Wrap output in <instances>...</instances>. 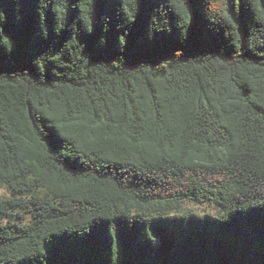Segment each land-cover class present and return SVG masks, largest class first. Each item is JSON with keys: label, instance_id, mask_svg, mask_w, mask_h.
Masks as SVG:
<instances>
[{"label": "trees", "instance_id": "obj_1", "mask_svg": "<svg viewBox=\"0 0 264 264\" xmlns=\"http://www.w3.org/2000/svg\"><path fill=\"white\" fill-rule=\"evenodd\" d=\"M0 186V264H264V0H0Z\"/></svg>", "mask_w": 264, "mask_h": 264}, {"label": "rangeland", "instance_id": "obj_2", "mask_svg": "<svg viewBox=\"0 0 264 264\" xmlns=\"http://www.w3.org/2000/svg\"><path fill=\"white\" fill-rule=\"evenodd\" d=\"M10 196V192L6 186H0V198H7ZM217 207L213 204L204 203L201 205L195 204L192 201H184L178 205L177 212L188 213L194 212L196 214L209 213V215H215L217 212ZM23 218L15 219L17 223H28L31 219V215L27 212H22Z\"/></svg>", "mask_w": 264, "mask_h": 264}]
</instances>
